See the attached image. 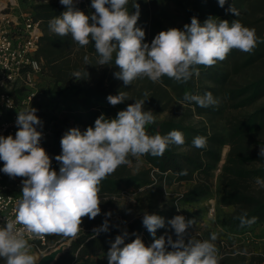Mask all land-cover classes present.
I'll use <instances>...</instances> for the list:
<instances>
[{
  "label": "clouds",
  "instance_id": "clouds-1",
  "mask_svg": "<svg viewBox=\"0 0 264 264\" xmlns=\"http://www.w3.org/2000/svg\"><path fill=\"white\" fill-rule=\"evenodd\" d=\"M59 2L66 11L49 21L50 31L61 37L70 35L81 47L94 42L99 66L112 64L115 54L118 71L114 77L125 86L145 77L153 83H161L164 76L186 83L194 74L199 75L196 66L212 67L225 60L233 49L251 53L258 43L255 29L245 27L236 19L230 23L209 17L201 24L192 17L183 30L161 31L148 44L143 42L145 31L137 26L139 4H134L136 12L129 14L126 7L129 0H91L95 12L89 17L76 7L79 0ZM225 3L226 0H218L220 7ZM229 11L239 16L233 6ZM84 62L90 64L88 56L84 57ZM83 75L88 76V73H72L75 80L82 79ZM128 99L126 92L107 96L112 106ZM185 102H195L200 107L218 103L211 92L203 95L185 92L180 105ZM144 103L145 100H135L114 119H106L102 114L95 120L94 127L84 132L79 128L69 129L60 141L62 152L55 157L60 164L59 172L52 169L49 155L40 146L42 133L36 126L42 122L35 114L37 110L30 107L18 112L15 137L0 135V160L4 162L0 171L10 178H25L15 220H7L6 225L0 227V258L4 264H37L39 258L31 254L24 231L33 237L57 234L75 238L81 230L82 218L94 219L101 213V182L119 166H132L129 157L135 159V170L139 171L143 156L161 157L169 146L185 143L183 133L178 130L163 136H149L145 126L155 123L156 117L151 110H144ZM192 143L196 148H204L207 141L197 136ZM259 156L264 158V147L260 148ZM181 174H186V170ZM256 184L264 188V179L256 178ZM246 216L244 213L239 217L241 227L256 222V217L246 219ZM142 223L153 237V243L146 246L139 235L125 243L128 236L125 231L111 243L108 264H220L218 250L212 242L217 239L215 233L210 240L191 237L185 242L187 230L194 225L193 219L176 215L167 221L175 232V241L167 234L157 238V230L165 227L163 217L145 212ZM17 224L22 225L24 231L18 230ZM108 230L107 219L93 229L97 235Z\"/></svg>",
  "mask_w": 264,
  "mask_h": 264
},
{
  "label": "trees",
  "instance_id": "trees-1",
  "mask_svg": "<svg viewBox=\"0 0 264 264\" xmlns=\"http://www.w3.org/2000/svg\"><path fill=\"white\" fill-rule=\"evenodd\" d=\"M167 0H129L126 5L129 14H134V4H139V19L137 26L141 27L146 35L144 43L151 44L154 37L161 31L169 29L162 24L160 11L155 12L154 7ZM19 2L29 9L35 19L40 20L42 35L39 40V47L36 57L43 63L39 75L38 96L36 105L43 109V116L54 122V130L48 135L47 154L51 159V167L56 170L60 167L55 160L62 152L60 141L63 135L71 128H79L81 132L86 131L90 126L94 127L95 120L104 115L106 119H114L119 111L125 110L135 100H145L144 110H151L154 115L162 112H169L163 119H156L155 123L146 125L145 130L149 136L156 134L167 135L172 130L183 133L185 143L181 146L171 145L161 157H153L150 154L142 159L147 167L133 172L128 165L119 166L115 172L100 184L99 195H116L123 189L130 187H144L141 191L147 196L149 209L148 214H157L164 218L165 227L158 229L156 236L172 230L167 221L178 215L175 204L164 208L157 207V195L162 181L171 183L173 181H188L194 179L201 173H208L220 159L219 147L228 142L231 149L227 160L222 168L223 193L220 202L225 205L234 204L233 212L226 214L223 224L231 232H245L250 227L264 225V195H257L244 188L245 180L261 178L264 179V158L259 152L252 150L249 143H252L251 133L264 126V106H260L245 118L238 119L229 125L227 134L217 130L216 111L214 105L200 107L195 102H185L180 105L185 92L198 95L200 78L193 75L186 83L176 82L167 76L162 77L161 83H153L148 78L136 79L129 86H125L122 80L116 79L114 73L118 71L113 63L105 67H111L113 73L109 76L102 74L96 80H92L90 70L97 64L98 54L95 51L94 42L81 47L71 36H58L49 29V21L66 11L65 6L59 0L43 3L30 4L27 0H3L0 5ZM242 0H226L223 7H220L218 0H194L193 9L186 13L185 24L191 23V18L196 17L201 24L202 6L207 7V16L221 17L224 20L231 16L230 7L237 3V8ZM243 14L256 15L264 13V0H244ZM232 4V6H230ZM76 7L89 17L95 12L91 7V0H82ZM109 7V5H106ZM264 18V17H262ZM246 24L248 19L238 17ZM264 20V19H262ZM91 23V21H90ZM182 25L180 28L183 30ZM89 57V65L84 62V57ZM264 56V31L258 34V43L255 49L249 53L243 64H250L257 58ZM200 74H209V67L196 66ZM74 71H85L82 79L75 80L72 76ZM218 81H225V73H217ZM210 88V87H208ZM227 99L233 100L232 107H242L254 102L260 95L264 94V73L237 87L225 88ZM119 92H126L129 99L112 106L107 101L108 95H117ZM177 115V112L180 110ZM199 116L194 120V116ZM197 136L206 138L204 148L193 146V139ZM132 161L135 159L129 157ZM250 163L254 164L248 167ZM257 164V165H255ZM186 170V174H181ZM229 186V187H227ZM209 190L205 180L198 176L193 185L181 196V200L194 203L204 197ZM163 205H165L163 203ZM145 212L130 220L124 228L117 227L112 220L101 213L94 219L86 217L84 229L80 230L75 238H71L68 247L59 255L54 264H68L71 261L75 264H108L107 253L117 235H123L126 231L125 243H130L139 235L146 246H150L153 237L144 227L142 218ZM247 213L246 219L256 217V222L251 226H240V219ZM107 219L109 230L100 232L98 235L93 229L98 228ZM135 234V235H133ZM175 241V233L170 235ZM70 238V237H67ZM194 239L201 240L199 236ZM187 242V240L185 241ZM172 249L169 247L168 249ZM264 257L260 255L246 254L237 249L234 252H225L220 257V264H261Z\"/></svg>",
  "mask_w": 264,
  "mask_h": 264
},
{
  "label": "rangeland",
  "instance_id": "rangeland-1",
  "mask_svg": "<svg viewBox=\"0 0 264 264\" xmlns=\"http://www.w3.org/2000/svg\"><path fill=\"white\" fill-rule=\"evenodd\" d=\"M54 0H27L30 4L43 3ZM82 0H79V2ZM232 2V0H231ZM237 2V0H236ZM244 0L239 4L237 8V3L233 6L239 11V16H235L233 13L231 16L227 17L230 23L233 20H238L241 22L238 17H243V19H248L246 24H243L245 27L250 29H255L256 36L258 37L259 32L264 31V13L249 15L243 14V3ZM194 0H167L161 2L160 4L154 6L155 12L160 11V17L162 18V24L168 28H180L182 25H185V16L186 13L192 12ZM232 6V4H230ZM3 5H0V8ZM207 7L206 5L202 6V15L201 19L204 22L209 18L206 14ZM217 20H224L221 17H216ZM249 53L242 52L237 49H233L227 55L226 59L223 61H218L214 66L209 67V74H200V88L198 95H203L206 92H211L213 97L218 101L214 105V110L216 111V120H217V130L223 134H227L229 125L235 120H240L245 118L249 113L253 112L255 109L260 106H264V94L260 95L254 102L251 104L242 106V107H232L231 104L233 100L227 99L225 88L237 87L246 83L254 78L258 77L261 73H264V56H261L251 62L250 64H243ZM113 73L111 67L93 65L90 70L92 80H96L102 74L109 76ZM217 73H225L226 78L224 82L218 81ZM210 87V88H208ZM180 110L177 112V115L180 113ZM169 115V112H162L156 114V119H163ZM199 116H194V120H197ZM252 143H249V147L252 150L260 151L261 147H264V126L258 128L255 132L251 133ZM231 149V145L226 142L219 147L220 159L216 163L215 167L210 170L208 173H201L196 177H200L201 180H205L209 186L208 193L199 199V201L194 203H188L181 200V196L185 193L196 181V177L188 181H173L171 183H166L162 181L163 185L159 188V194L157 197V207L164 208L169 206L171 201L174 203V200L178 198V203L180 204L183 211L187 213V220L193 219L194 225L187 230L188 238L185 237V241L191 237L199 236L201 241L210 240L213 233L216 234L217 239L212 241L217 250L218 255L221 257L225 252H234L237 249H240L246 254V257L251 255H260L264 257V225H256L250 227L249 230L245 232H231L223 224V219L226 214H229L234 211L236 205L230 204L225 205L220 202V196L223 193V182L221 178L222 168L227 160L228 153ZM143 160V159H142ZM136 161H132V166L129 168L136 172L135 170ZM257 165V164H255ZM248 167L254 166L250 163ZM147 167L146 162L143 160V163L140 169ZM139 169V170H140ZM59 172V168L56 169ZM244 188L253 192L257 195H264V188L256 184L255 179H247L244 182ZM229 187V186H227ZM130 191L129 196L122 197L118 194L116 195H99L101 198V214L105 217H108L113 223L119 227L124 228L125 225L132 220L134 217L139 216L141 213L148 211V201L144 188L138 190L135 187L128 188ZM163 203L165 205H163ZM171 205V204H170ZM111 213L110 216L106 215ZM86 224V217L82 218L81 230L84 229ZM124 226H123V225ZM174 230H166V232L158 235H173ZM72 237L67 238L63 235H55L50 238L49 248L44 253H39L35 249L31 248V254L35 257L38 255L42 256L46 253H49L53 249L59 247L61 244L69 243ZM153 243V242H152ZM0 264H4L3 258H0ZM68 264H75L70 262ZM261 264H264L262 262Z\"/></svg>",
  "mask_w": 264,
  "mask_h": 264
},
{
  "label": "built area",
  "instance_id": "built-area-1",
  "mask_svg": "<svg viewBox=\"0 0 264 264\" xmlns=\"http://www.w3.org/2000/svg\"><path fill=\"white\" fill-rule=\"evenodd\" d=\"M41 35L40 20L35 19L20 2L7 3L0 9V135L15 137L18 112L35 108V114L42 122V125L36 126L37 131L42 133L40 146L47 152L48 135L54 130V122L44 117L43 109L36 105L39 100V75L43 68L42 61L36 57ZM3 164L0 160V169ZM23 179L25 178H10L0 171V227L5 226L7 220H15ZM142 188L144 187L136 189ZM129 194V189L118 193L122 197ZM174 204L178 215H183L187 220V213L182 210L178 198L174 200ZM16 227L24 231L22 225L17 224ZM55 235L57 234L33 237L24 231V238L39 253H44L49 248L50 238ZM185 237L188 238V235Z\"/></svg>",
  "mask_w": 264,
  "mask_h": 264
},
{
  "label": "water",
  "instance_id": "water-1",
  "mask_svg": "<svg viewBox=\"0 0 264 264\" xmlns=\"http://www.w3.org/2000/svg\"><path fill=\"white\" fill-rule=\"evenodd\" d=\"M68 244L69 243L61 244L49 253L42 255L37 264H54L59 255L68 247Z\"/></svg>",
  "mask_w": 264,
  "mask_h": 264
},
{
  "label": "bare ground",
  "instance_id": "bare-ground-1",
  "mask_svg": "<svg viewBox=\"0 0 264 264\" xmlns=\"http://www.w3.org/2000/svg\"><path fill=\"white\" fill-rule=\"evenodd\" d=\"M5 4H7V3L5 2ZM3 7H4V6H3ZM1 8H2V7H1ZM1 8H0V9H1ZM37 258L40 259V258H41V255H40V256L38 255ZM39 259H38V261H39ZM38 261H37V262H38Z\"/></svg>",
  "mask_w": 264,
  "mask_h": 264
},
{
  "label": "crops",
  "instance_id": "crops-1",
  "mask_svg": "<svg viewBox=\"0 0 264 264\" xmlns=\"http://www.w3.org/2000/svg\"><path fill=\"white\" fill-rule=\"evenodd\" d=\"M18 4V3H17ZM19 6V5H18ZM22 8V7H21ZM131 188V187H130ZM123 225V224H122ZM124 226V225H123Z\"/></svg>",
  "mask_w": 264,
  "mask_h": 264
}]
</instances>
